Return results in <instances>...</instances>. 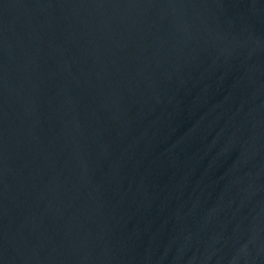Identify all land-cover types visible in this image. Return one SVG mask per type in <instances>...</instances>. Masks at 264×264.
<instances>
[{
	"label": "water",
	"instance_id": "water-1",
	"mask_svg": "<svg viewBox=\"0 0 264 264\" xmlns=\"http://www.w3.org/2000/svg\"><path fill=\"white\" fill-rule=\"evenodd\" d=\"M0 264H264V0H0Z\"/></svg>",
	"mask_w": 264,
	"mask_h": 264
}]
</instances>
